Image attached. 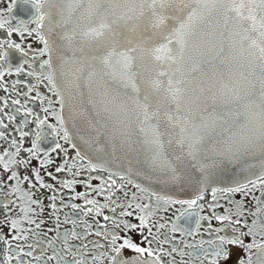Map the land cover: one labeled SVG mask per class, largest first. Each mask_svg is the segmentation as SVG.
Here are the masks:
<instances>
[{
	"label": "snow or ice",
	"instance_id": "snow-or-ice-1",
	"mask_svg": "<svg viewBox=\"0 0 264 264\" xmlns=\"http://www.w3.org/2000/svg\"><path fill=\"white\" fill-rule=\"evenodd\" d=\"M23 2L0 8V264H264V0Z\"/></svg>",
	"mask_w": 264,
	"mask_h": 264
},
{
	"label": "flooded vegetation",
	"instance_id": "flooded-vegetation-1",
	"mask_svg": "<svg viewBox=\"0 0 264 264\" xmlns=\"http://www.w3.org/2000/svg\"><path fill=\"white\" fill-rule=\"evenodd\" d=\"M10 3H12V0H0V8H6ZM15 5L16 6L13 8L12 13H11L12 17L14 18L13 19V23H15L16 20H18V19H25V20H27L29 18V16H30V13H31V5L24 3L23 0H15ZM3 35H4V30H0V36H3ZM13 38L16 39L17 42H19L18 34L17 35H14ZM28 42H31V38H28ZM34 46H38V45H34ZM18 60H19V54H14V61H18ZM2 94L3 93L0 92V95H2ZM221 187H223V186H221ZM77 190L79 191V190H83V189L80 188V187H78ZM205 198H206V200L208 202H211V193H210V191L206 193V197ZM237 199H239V197H237ZM218 201H219V203L221 205H224L225 207L227 206L226 201L223 198H221L219 195H218ZM45 202L47 203V201H45ZM77 202H82V201H77ZM218 211L220 213H223L224 208L221 207L220 209H218ZM45 215H47V213H45ZM2 216H3V209L0 208V218H2ZM101 222H103L102 221V218H101ZM249 222H250V218H249ZM213 226L214 227H218V226H221V225L219 224V222L213 221ZM43 227L45 228V230H47L48 228H51L52 227V222L49 221ZM65 227H70V226H65ZM244 230L246 231L247 229H244ZM5 231H8V229H5ZM61 231H63V228L61 229ZM48 236L49 237L55 236V232L49 231L48 232ZM177 237H178V239H177L176 243L179 245L181 238H180L179 234H177ZM202 238L204 240H209V239H213L214 238V235L213 236H209V234H208V232L206 230V225H205V228L203 230V237ZM183 239L188 240L189 242H193V241H191V238H188V237H184ZM199 239H201V237L200 236H197L196 237V240H199ZM251 239H252L251 237H245V242L246 243H251ZM73 243L79 244V241H74ZM180 246H182V245H180ZM3 247H4L3 244H0V256H2ZM188 251H191V249H188ZM253 251H255V250H253ZM132 254L133 253H132L131 250H128L127 252H125V255L126 256H130ZM241 255H242L243 258H246V253H242ZM176 259L179 262L180 257H179L178 254L176 256Z\"/></svg>",
	"mask_w": 264,
	"mask_h": 264
},
{
	"label": "water",
	"instance_id": "water-1",
	"mask_svg": "<svg viewBox=\"0 0 264 264\" xmlns=\"http://www.w3.org/2000/svg\"><path fill=\"white\" fill-rule=\"evenodd\" d=\"M232 179V177L231 176H226L225 178H224V183L223 184H221L220 186H228V184L230 183V180ZM187 195V194H186Z\"/></svg>",
	"mask_w": 264,
	"mask_h": 264
}]
</instances>
